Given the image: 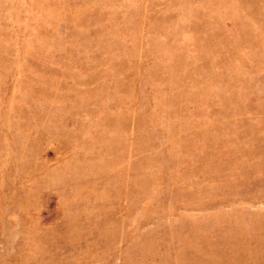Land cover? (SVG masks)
<instances>
[{
    "label": "rangeland",
    "instance_id": "rangeland-1",
    "mask_svg": "<svg viewBox=\"0 0 264 264\" xmlns=\"http://www.w3.org/2000/svg\"><path fill=\"white\" fill-rule=\"evenodd\" d=\"M0 264H264V0H0Z\"/></svg>",
    "mask_w": 264,
    "mask_h": 264
}]
</instances>
